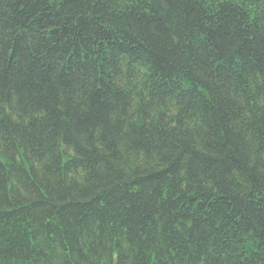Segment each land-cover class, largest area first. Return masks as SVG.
<instances>
[{
    "label": "trees",
    "instance_id": "1",
    "mask_svg": "<svg viewBox=\"0 0 264 264\" xmlns=\"http://www.w3.org/2000/svg\"><path fill=\"white\" fill-rule=\"evenodd\" d=\"M0 264H264V0H0Z\"/></svg>",
    "mask_w": 264,
    "mask_h": 264
}]
</instances>
